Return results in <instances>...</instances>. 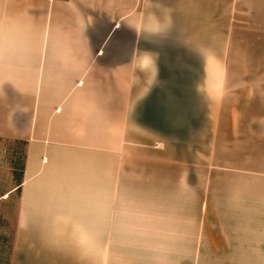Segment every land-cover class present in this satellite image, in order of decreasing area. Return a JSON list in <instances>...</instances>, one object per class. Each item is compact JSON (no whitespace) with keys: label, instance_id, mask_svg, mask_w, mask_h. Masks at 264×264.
Returning a JSON list of instances; mask_svg holds the SVG:
<instances>
[{"label":"crops","instance_id":"crops-1","mask_svg":"<svg viewBox=\"0 0 264 264\" xmlns=\"http://www.w3.org/2000/svg\"><path fill=\"white\" fill-rule=\"evenodd\" d=\"M201 95V148L211 117L264 145V0H0V138L26 147L9 264H106L105 241L143 242L137 264L264 257V217L211 231L196 196L264 210V163L191 167L164 133L188 123L153 115Z\"/></svg>","mask_w":264,"mask_h":264},{"label":"rangeland","instance_id":"rangeland-1","mask_svg":"<svg viewBox=\"0 0 264 264\" xmlns=\"http://www.w3.org/2000/svg\"><path fill=\"white\" fill-rule=\"evenodd\" d=\"M178 56H181L178 54ZM183 65H175V68L181 67ZM187 72L196 73L197 68L193 70L190 66H183ZM201 70V69H200ZM171 72V69H170ZM203 85V82H202ZM191 87L192 83H191ZM192 89V88H191ZM195 100V101H194ZM193 98L191 100V104H195L194 109H190L188 114H177L176 112L171 113H161L158 112L153 114L156 118H158L157 123L162 124V120L168 116L176 117L177 122H180L181 126L183 123L187 124V128H174L173 130H168V132H164L169 135L170 138L175 140H181L182 137L189 138L192 143L190 144V154L191 159V167L199 165H204L206 168L212 169L218 166V169L221 171L231 169H239V166L244 167L247 159L246 153L247 147L250 150H253V154L255 160H249L250 163L254 164V170L260 169L264 163V160H261V156L264 155V145L262 144H236L237 140L235 137L231 138L229 129H220L215 128V118L211 117V122L209 127L202 133L204 138L203 141L206 140V144L201 148L196 144L198 139L197 128L200 121H202L204 116L205 109L208 108L206 98L204 95H201L200 99ZM194 101V102H193ZM205 101V103H204ZM174 106L173 108H175ZM178 108V107H177ZM176 108V109H177ZM206 113L205 115H207ZM211 116H215V114H211ZM147 119V117H146ZM215 121V122H213ZM214 123V124H213ZM215 125V127H214ZM187 126V125H186ZM201 149H204V151ZM26 147L20 142L0 138V264H9L11 250L15 237V228H16V215L18 210V201L19 195L16 190H13L12 193H8L12 187L18 185L23 168L24 156H25ZM205 153V160H201L203 154ZM247 154L248 156H251ZM214 156V157H213ZM198 157L200 161H198ZM248 163V162H247ZM193 164V165H192ZM220 165V166H219ZM249 166V163H248ZM15 189V188H14ZM194 190V189H193ZM213 188H203V191L200 193L197 192V197L201 200L203 204L202 216H205V221L207 225H205L206 229H211V231H220L223 234L228 232L230 227L229 222L232 218L238 217L239 220H243L244 217H264V210L260 207H254L249 209V213L244 210H236L238 213H232L229 208H221L217 209L211 205V201H221L228 200L225 198H220L218 195H215L213 192ZM6 194H8L6 196ZM192 199H196L195 195L191 197ZM214 217H217V222L213 221ZM212 219V222L210 221ZM241 218V219H240ZM211 222V224H208ZM227 231H226V230ZM230 243V242H229ZM228 242L221 241L220 246L222 248L229 247ZM212 245V244H211ZM141 246V247H137ZM121 247H126V249H120ZM213 247V246H212ZM219 247V246H218ZM110 248V249H109ZM105 249L107 250L106 264H137V262H141L142 253L148 252V247L145 246L143 242H133V241H105ZM137 252V256H130L131 252ZM110 253V254H109ZM141 254V256H140ZM247 264H264V257H248L246 258ZM236 258L234 257H221L215 258L213 256L200 258V257H190L188 264H234ZM136 261V262H135Z\"/></svg>","mask_w":264,"mask_h":264},{"label":"trees","instance_id":"trees-1","mask_svg":"<svg viewBox=\"0 0 264 264\" xmlns=\"http://www.w3.org/2000/svg\"><path fill=\"white\" fill-rule=\"evenodd\" d=\"M20 143V141H17ZM22 178H23V168H22V174H21V178H20V181H19V184L17 185V188L15 189L18 193V195H20V192H21V188H20V184L22 182Z\"/></svg>","mask_w":264,"mask_h":264}]
</instances>
